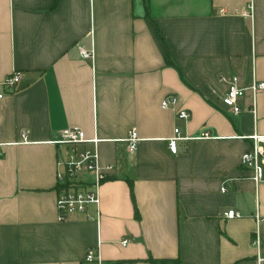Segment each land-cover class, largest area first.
<instances>
[{"label":"crops","instance_id":"1","mask_svg":"<svg viewBox=\"0 0 264 264\" xmlns=\"http://www.w3.org/2000/svg\"><path fill=\"white\" fill-rule=\"evenodd\" d=\"M13 71L17 89L0 99V264H88L89 248L102 264H264V164L257 184L240 165L264 134V89L249 88L264 81V0H0V81ZM232 75L246 88L239 114L222 102ZM71 126L97 139L84 147L106 177L98 206L59 222L62 149L49 141ZM174 126L187 139L172 154ZM233 208L242 216L222 215Z\"/></svg>","mask_w":264,"mask_h":264},{"label":"built area","instance_id":"2","mask_svg":"<svg viewBox=\"0 0 264 264\" xmlns=\"http://www.w3.org/2000/svg\"><path fill=\"white\" fill-rule=\"evenodd\" d=\"M81 58L91 59L92 51L79 47ZM21 80L20 72L13 71L0 81V99L12 95L17 89ZM249 86L253 94L264 89V81H252ZM229 86L222 96L223 105L231 111V113L239 114L241 111L240 100L242 99L245 87L238 83V77L232 75L229 79ZM161 107L164 109L176 105L178 100L175 94L166 95L161 99ZM253 109V108H252ZM176 117L180 120L187 121L190 117L188 110L177 109ZM173 135L167 139L168 149L170 153H177L179 142L187 138L182 135V131L178 126L173 127ZM56 139L49 142L54 146L62 149L61 157L56 160V191L55 198L56 219L60 222L67 218L74 211H85L89 205L99 204V185L105 179L103 171L98 166L97 156L89 148L84 147L86 142H95L97 139H87L85 132L76 126L61 129ZM209 138L208 132L204 131L198 138ZM252 141L251 148L246 150L240 156V165L249 168L252 173L249 178L255 183L262 181L261 165L264 164V134H252L249 136ZM27 131L21 132V143H28ZM138 136L134 128H130L126 138V144L129 151H134L137 147ZM225 191V187H222ZM224 217L234 218L241 217L242 214L236 209H228L223 212ZM127 239L122 240V244H126ZM254 244H258L257 239L253 240ZM263 258H259L262 260ZM83 261L88 264H102L97 257L96 249L89 248Z\"/></svg>","mask_w":264,"mask_h":264}]
</instances>
